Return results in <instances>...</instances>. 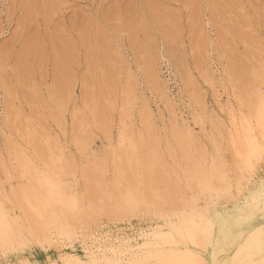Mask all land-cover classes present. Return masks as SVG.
<instances>
[{"label": "rangeland", "instance_id": "374dc122", "mask_svg": "<svg viewBox=\"0 0 264 264\" xmlns=\"http://www.w3.org/2000/svg\"><path fill=\"white\" fill-rule=\"evenodd\" d=\"M14 1L0 0V264H132L189 223L207 264H264V0H64L28 33ZM90 13L97 42L63 49L62 27Z\"/></svg>", "mask_w": 264, "mask_h": 264}, {"label": "bare ground", "instance_id": "6f19581e", "mask_svg": "<svg viewBox=\"0 0 264 264\" xmlns=\"http://www.w3.org/2000/svg\"><path fill=\"white\" fill-rule=\"evenodd\" d=\"M47 1H45V0H20L17 2V4H15V1H14L13 9H17V11L19 13V17H20L19 21L20 22L18 21V24H20L19 28H21V30H23L22 33H24L26 30L28 33V30L31 28L30 24L32 23L33 20L37 19L36 16H38V18H41L42 25L44 28L43 31H44L46 29L45 27L50 22V19L53 15L52 13H54L55 10H58V9L62 11L64 8V7H61L64 5L63 4L64 0H57V2L54 4V6L49 5V3H48L49 1L48 2ZM69 1H71L73 5L76 4L74 2L75 0H69ZM38 2H41V5L39 8H38V4H40V3H38ZM88 2L91 3L92 0H88ZM64 13H65V11H64ZM64 13H61V16L62 15L64 16L66 14V13L65 14ZM97 14H98V12H97ZM94 15H96V11H95ZM10 16L11 15H8L7 17H10ZM75 16L76 15H74L73 17H75ZM87 16H89V15H87ZM87 16H85V17L83 16V18H86ZM79 17H81V16H79ZM94 18H96V17H94ZM97 18H99V17H97ZM71 19H69L70 22L72 20L74 22L75 18L72 20ZM79 19H77V20H79ZM81 20L83 21L84 26L82 25L80 27V25H79V26H77L78 28L75 27V29H74V27H72L69 30H68L67 26H66L67 30L64 29V26L62 27L63 28L62 29L63 30L62 31L63 40L61 42H62V48L63 49H69L70 48L73 50H77L79 52V50L84 47V42L86 39L91 40L90 41L91 44L97 42V38L99 37L98 32H100V31H98V29H99L98 24H96V22H95L96 20H94L92 18L91 13H90V16L87 17L86 19H82V17H81V19L79 20L80 23H81ZM10 24H11V22L9 20H7L6 23L4 24V25H6V27L1 26V24H0V32L1 31H9V25ZM73 24L74 23H72L71 25L73 26ZM62 25H63V23H62ZM58 28H60V27L58 26ZM59 36L60 35H58V37ZM74 37H75L76 42H73ZM87 40H86V42H87ZM72 55H74V54H72ZM154 181H155V179H154ZM182 223H184V222H182ZM183 231H184V235L181 233V229L174 227L173 232L176 234V237L173 236L174 234L164 232L162 230L154 231L151 235L153 238L152 241H148V242L146 241L147 242L146 244L142 245L141 248H138L134 251L136 253H135V255H133V259H131V263L132 264H145L149 260H154L155 263H157V264H161L162 261L173 262V264H207L205 261H202L197 256L193 255L185 247V244H184L185 240H189L191 242L196 243L198 237L200 236V234H203V232H201V230L198 228V226H196V225L194 226V224H192V223H189L188 225L184 226ZM204 233H205L204 234L205 236H207V237L210 236V231H205ZM6 235L8 236V234H6ZM166 245H169V247L166 248L165 247ZM95 261H97V259L91 258L90 264H96ZM104 261H106V260H104ZM69 262H70V260H69ZM106 263H108V262H105L104 264H106ZM82 264H84V263H82Z\"/></svg>", "mask_w": 264, "mask_h": 264}, {"label": "snow or ice", "instance_id": "6c2138e0", "mask_svg": "<svg viewBox=\"0 0 264 264\" xmlns=\"http://www.w3.org/2000/svg\"><path fill=\"white\" fill-rule=\"evenodd\" d=\"M262 200H264V194H262ZM262 207H264V205H262ZM10 227H11L10 224L6 223L3 219H0V228H10ZM161 264H173V262L162 261Z\"/></svg>", "mask_w": 264, "mask_h": 264}, {"label": "crops", "instance_id": "0c3cea01", "mask_svg": "<svg viewBox=\"0 0 264 264\" xmlns=\"http://www.w3.org/2000/svg\"><path fill=\"white\" fill-rule=\"evenodd\" d=\"M256 229H264V224L255 227V228L253 229V231L256 230ZM251 232H252V231H251ZM251 232H250V233H251ZM250 233H249V234H250ZM249 234H248L247 238H245V240H246V241L248 240V242H247L248 244H252L254 241H252V240L249 239ZM252 250H253V249H250L251 253H252Z\"/></svg>", "mask_w": 264, "mask_h": 264}]
</instances>
